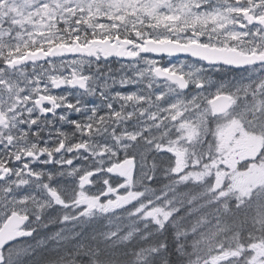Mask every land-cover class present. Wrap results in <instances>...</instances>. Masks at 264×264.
Here are the masks:
<instances>
[{
  "label": "snow or ice",
  "instance_id": "1",
  "mask_svg": "<svg viewBox=\"0 0 264 264\" xmlns=\"http://www.w3.org/2000/svg\"><path fill=\"white\" fill-rule=\"evenodd\" d=\"M0 264H264V0H0Z\"/></svg>",
  "mask_w": 264,
  "mask_h": 264
}]
</instances>
